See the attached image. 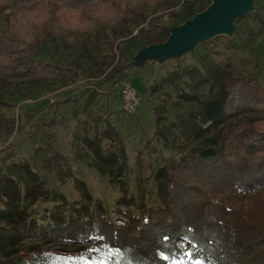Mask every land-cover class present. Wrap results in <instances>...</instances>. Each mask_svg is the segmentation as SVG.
<instances>
[{"label":"trees","instance_id":"16d2710c","mask_svg":"<svg viewBox=\"0 0 264 264\" xmlns=\"http://www.w3.org/2000/svg\"><path fill=\"white\" fill-rule=\"evenodd\" d=\"M177 1L0 0L9 9L0 31V80L64 77L67 69L55 62H28L36 46L62 27L87 31L99 20L106 27L128 31L137 26L146 7L152 12L147 31L165 38L169 29L155 13H169ZM205 2L182 0L191 5ZM255 7L253 20L263 23L264 0H256ZM61 9L65 15L58 18L57 25L50 22L52 14ZM194 14L191 9L190 15ZM187 19L184 16L180 22ZM145 31L137 29L135 38ZM156 88L145 87L144 93ZM200 105L202 122L208 127L247 109H264V69L259 78L229 75L214 79ZM191 140L186 139L187 152L154 171L156 187L149 204L122 197L117 200L113 214L123 220L121 225L102 204L92 206L87 199L68 204L64 195L44 189L28 162L7 164L0 173V252L31 239L43 244L70 243L76 250L23 249L19 254L29 264L50 254H63L78 263L87 259L90 264H176L183 258L189 264H264V118L224 125L218 146L194 148ZM101 141L84 139L97 163L108 168L109 176L126 190L124 156L119 149L106 152ZM231 192L238 201L229 207L226 196ZM46 200L53 208L42 214L39 202ZM177 241L192 244L193 251L186 255Z\"/></svg>","mask_w":264,"mask_h":264},{"label":"rangeland","instance_id":"374dc122","mask_svg":"<svg viewBox=\"0 0 264 264\" xmlns=\"http://www.w3.org/2000/svg\"><path fill=\"white\" fill-rule=\"evenodd\" d=\"M210 3L211 0H206L203 5H191L179 0L169 13L155 15L170 31L182 24V17L193 16L191 9L199 13ZM255 9L254 5L248 16L235 23L231 35L208 38L174 57L152 55L146 59L145 48L159 45L167 38L147 31L152 12L146 7L138 16L137 26L128 31L106 27L95 20L87 31L62 27L59 33H49L28 62L33 64L38 59L55 62L67 69L64 77L26 82L0 80V173L7 164L26 161L47 191L64 195L68 204L86 199L92 206L102 204L116 224H123L113 214L117 200L122 197L149 204L156 187L154 171L187 152L188 137L192 138L190 146L194 148L212 143L218 146L224 125L264 118V109H247L208 127V123L202 122L200 105L207 99L214 79L229 75L260 77L264 69V14L263 23L255 22ZM8 11L0 5V31ZM64 15L65 10H57L50 22L56 24ZM137 29L146 31L135 38ZM119 51L125 56H120ZM204 75L209 77L207 81L203 80ZM123 82H128L139 97L133 112L122 109ZM152 85L157 88L146 95L145 87ZM85 137H94L96 142L102 139L106 152L120 150L128 171L126 190L119 180L109 176L108 168L97 163L84 143ZM237 201L234 192L226 196L229 207ZM52 208L51 201L39 202L42 214ZM176 244L186 255L194 249L186 241ZM40 247L48 252L76 250L70 243L43 244L25 239L0 252L1 264H29L19 253ZM43 262L91 263L87 259L78 263L63 254L34 259V264ZM176 264L189 263L183 258Z\"/></svg>","mask_w":264,"mask_h":264},{"label":"water","instance_id":"95a60500","mask_svg":"<svg viewBox=\"0 0 264 264\" xmlns=\"http://www.w3.org/2000/svg\"><path fill=\"white\" fill-rule=\"evenodd\" d=\"M256 0H211L202 12L195 13L180 26L170 29L164 42L145 48L146 59L152 55L174 57L199 42L219 34L231 35L236 19L254 9Z\"/></svg>","mask_w":264,"mask_h":264},{"label":"built area","instance_id":"2783aa9c","mask_svg":"<svg viewBox=\"0 0 264 264\" xmlns=\"http://www.w3.org/2000/svg\"><path fill=\"white\" fill-rule=\"evenodd\" d=\"M121 101L122 109L127 112H133L139 103L136 90L128 82L122 83Z\"/></svg>","mask_w":264,"mask_h":264}]
</instances>
